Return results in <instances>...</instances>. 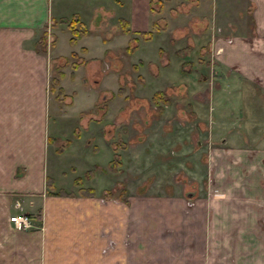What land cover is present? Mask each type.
Masks as SVG:
<instances>
[{
	"label": "crops",
	"instance_id": "crops-1",
	"mask_svg": "<svg viewBox=\"0 0 264 264\" xmlns=\"http://www.w3.org/2000/svg\"><path fill=\"white\" fill-rule=\"evenodd\" d=\"M66 1L80 4L86 10L82 22L85 24L89 21L91 24L87 28L88 33L78 38L73 45L68 41L71 32L68 33L67 24V27L58 26L54 21L58 16H62L60 9L64 7ZM160 1L163 3L162 11L152 12L149 9L150 0H0V264H264V252H261L260 241L256 243L242 241L243 235L255 234L254 230L242 231L244 228L237 225L233 227L234 230H239L237 234L240 242L235 243L236 247L230 239H227V243L222 242V245H216L217 242L214 245V238L212 237L210 241L211 236L207 238L206 231L202 233L204 241H201V238L195 249L200 252L198 254L195 252L194 256L183 259H166L158 255L146 256L141 252L147 251L146 243L134 246L131 241L134 230L143 231V228L141 230L143 224H145L144 232L159 230L165 218V210L162 212L159 205L166 207L170 202H180L181 198L184 201L185 198L179 195L132 193L128 183L116 179L110 181L105 175L103 178L97 166L86 169L89 177L85 182L80 176L75 178L71 192L59 193L57 187L61 185L59 181L61 175L58 174L60 171L58 169L54 171L58 178L49 172L48 148L55 140V136L50 132L49 105L51 104L48 100V93L51 92L49 81L52 77L49 75L50 69L57 71L54 65L60 62L62 57L69 56L71 51H79L81 46L87 49L82 51L83 53L79 52L84 58L99 57V55H90V48L84 40L92 33L99 37L97 31L102 32L107 29L109 18L104 17L106 8H122L125 4H130L126 7L128 13L133 9L135 14L133 19L127 20L130 32L120 31L115 37L102 40L103 52L107 50L112 54L115 47L125 46L128 38L133 36V32L150 30L146 29L147 26L151 24L152 27V22L156 19L161 21L162 18L164 23L166 19L168 27H161L160 31L153 33L154 35L163 32L165 35L166 31L172 34L177 29L175 30L174 27L170 29L169 24H176L182 17L187 16L189 21L195 24L194 26H202L200 28L205 29V33L212 34L217 26L218 29L220 27L221 33L216 34V37H220L207 44L211 48V56L215 58L217 69L224 70H219L224 74L223 79L216 78L213 82L221 93H225H222L223 97H226L223 102L227 104V108L234 99L240 97L245 104L242 93L251 89L250 86L253 84L264 90V0H186L187 3L183 4L187 9L178 14L174 13L169 16L170 19L165 17L163 12L165 9H174L171 3H175L176 0ZM178 2L182 1L178 0ZM96 11H98L97 15ZM123 17L116 16L113 23L118 26L119 19ZM91 18L94 19L93 22L90 21ZM60 34H65L68 43L73 47L69 53H65L66 51L63 53L58 47L57 40ZM113 38H119L122 43L113 44ZM228 38L232 40L228 41ZM159 51L163 59L162 65L168 64L169 57L160 46ZM86 62L87 60L80 64L75 71L80 67L85 69L86 66L87 77L84 80L91 83V68ZM211 67L213 69L212 65ZM61 70L65 71L64 66ZM213 72L216 73V70ZM65 76L60 80L62 86ZM95 81L94 91L89 90L91 93H87L88 97L98 93L99 86L96 85L99 80L95 79ZM233 90L239 91L241 96L237 98L226 96ZM92 99L93 103L97 102ZM112 100L113 98H109L108 102ZM211 101L215 103L218 99L212 97ZM96 107L97 113L86 115L87 123L84 124L86 128H94L95 124L99 125L102 121L99 117L101 109L98 102ZM55 117H62V113ZM106 132L108 136H112L114 129L110 127ZM112 143L107 141V145L115 150L112 153L113 157L110 160L108 158L107 173L114 172L122 164L117 149L118 144H126L125 142L121 144L120 140H116L113 146ZM253 148L246 145L239 147L222 145L220 152L224 153L227 161L230 158L232 162L229 165L239 179L253 181L256 179V173H259V178L263 181L264 168L260 160H264V148ZM58 150L60 148L56 147V152L60 154L61 151ZM250 154H253L252 161ZM116 161L118 167L113 168ZM245 161H248L246 165L243 164ZM104 182L108 184L104 185ZM243 182H237L239 187L243 188V193L252 194L263 189L261 184H256L250 191L252 187ZM96 183L100 184V187L102 185V195ZM214 184L218 182L215 181ZM48 185L53 188L49 189ZM254 200V198L246 199L242 202H249L250 205L253 203L252 217L260 218V212L264 209V196H260L257 201L255 200L256 202ZM147 201L157 205L156 213L151 211L153 214L145 215L140 211L143 203ZM232 207L228 205L229 209H233ZM17 213L29 215L31 228L13 227L9 217ZM143 215L146 223H141ZM231 217L233 221L239 222L246 217V213ZM206 220L204 226H209L208 233L209 231L214 233L212 222L210 223L209 220L206 224ZM228 232L226 228L224 233ZM135 235L142 236L137 232ZM127 237L130 239V244L121 243V240ZM108 239L111 241L113 239L116 246L109 247L103 252L107 248ZM246 245L257 246L252 248L257 252L246 255L243 252ZM219 246L221 250L226 248L230 250L232 247L233 250L242 251V254L230 257L214 256V250H218ZM134 253H137L135 257Z\"/></svg>",
	"mask_w": 264,
	"mask_h": 264
},
{
	"label": "rangeland",
	"instance_id": "rangeland-1",
	"mask_svg": "<svg viewBox=\"0 0 264 264\" xmlns=\"http://www.w3.org/2000/svg\"><path fill=\"white\" fill-rule=\"evenodd\" d=\"M181 1L172 2L174 9H165L163 15L170 19L169 16L174 13L184 12L187 8L183 3L187 1ZM129 5L125 4L122 8H106L104 17L109 18L107 29L102 32L97 31L99 37L92 33L84 40L90 48V55H99V59L86 58V64L91 68V83L84 80L87 77L86 66L85 69L80 67L79 71L74 70V75L71 77L73 58L69 56V62L64 66L66 76L64 75L63 80L67 95L60 100L55 97V92L48 93L51 104L49 105L50 132L55 136V140L48 148L50 155H48V167L50 174L56 178L58 177L54 171L57 169L60 171L58 174L61 175L59 179L61 185L57 187L59 193L71 192L74 179L80 176L85 182L89 177L86 169L97 166V169L101 170L102 177L105 175L110 181L116 179L128 183L132 193L179 195L186 199L183 201L181 198L180 202H170L166 207L159 205L162 212L165 210L163 226L159 230L151 233L144 232L145 224L141 226L143 231L134 230L142 236H136L134 233L131 241L134 246L146 243L147 251H141L146 256L158 255L166 259L194 256L195 252V254L200 252L195 249L201 238V241H204L202 233L206 231L207 238L211 236L210 241L212 237L214 238V245L216 242V245L222 242L227 243V239H230L236 247L235 243L240 242L237 234L239 230L233 229L236 225L244 228L242 231L254 230L255 234L243 235L242 241L245 243L260 241L263 253L264 209L260 212V218H254L252 217L253 203L250 205L251 203H243L242 200L254 198L257 201L260 196H264V180L261 181L259 173H256V179L253 181L239 179L229 165L232 161L230 162V158L229 161L226 160L220 148L222 145L264 148V90L250 84L251 89L244 90L242 93L245 104L240 100L239 91H230L226 96L240 98L234 99L235 102L233 100L232 104L228 105L231 108H227V104L223 102L226 98L223 97L224 92L221 93L213 82L216 78L223 79L224 74L219 71L222 69H217V63H214L215 58L211 56V48L207 44L220 37H216V34L221 33L220 27L218 29V26H215L217 31L214 32L215 34L205 33L206 30L200 28L202 26H194L195 24L190 22L187 16L182 17L176 24H169L170 29L173 27L177 29L172 33L176 35H172L169 31H166L165 35L164 32L154 35L156 31L161 30L159 28L153 31L154 34L149 39H143L137 34L140 41L137 43V48L130 52L123 46L115 47L112 54L104 53L102 40L111 39L120 31L124 32L119 21V27L113 23L114 18L124 16L125 20L133 19L135 11L132 9L128 13L126 7ZM85 11L80 4L66 1L64 7L60 9L62 16H58L54 21L58 26L67 27L66 24L73 15H77L83 21ZM97 13L98 11L96 15ZM160 20L156 19L153 22H157L160 27H168L166 19L165 23L162 18ZM90 21L93 22L94 19L91 18ZM86 22L84 26L90 27V22ZM148 26L145 28L152 29L151 24ZM92 27H94L93 24ZM67 31L70 32L69 29ZM51 33L53 34V30ZM132 35L136 34L133 32ZM231 40L228 38V41ZM119 43H122L119 38H113V44ZM57 44L63 53L65 51L69 53L73 48L65 34L59 35ZM159 46L169 57L168 64L162 65L163 59ZM77 52L83 53L80 48ZM139 59L142 61L140 62ZM133 64L137 67L134 68ZM155 69L159 72H155ZM215 70L216 73L213 72ZM56 73L55 69H50L49 75L51 77ZM95 79L99 80L96 85V87L99 86L98 93L88 97L87 93L94 91ZM159 89H164L169 97V103L160 102L162 107L160 111L158 105L151 100L153 93ZM212 97L217 98L218 101L213 103ZM92 98L99 103L101 109L99 117L102 121L99 125L95 124L94 128L92 127L93 130L90 127L91 131H89L90 128L84 125L86 115L92 112L97 113L98 110L97 102L93 103ZM109 98H113L110 103ZM61 113L62 117H55ZM110 127L114 129L112 136H108L106 132V129ZM116 140H120L121 144L126 143L118 144L117 149L122 164L114 172L107 173L108 158L110 160L113 157L112 153L115 152L110 145H107V141L113 142V146ZM56 147L60 148L58 150L61 151L60 154L56 152ZM250 155L252 161L253 154ZM260 162L264 168V160ZM244 163L246 165L248 161ZM215 181L218 184H214ZM243 181L252 187L250 191L256 184H261L263 189L257 193H243V188L237 183H244ZM96 184L102 195V185L100 187V184ZM48 188L51 189L49 186ZM187 193L193 195L188 197ZM228 205L233 206V209H229ZM156 209L157 205L147 201L143 203L140 211L146 215L156 213ZM240 213H246V217L239 222L233 221L231 215L236 216ZM204 220L206 224L209 220L210 223L212 222L214 233L211 231L208 233L209 226H204ZM141 223H146L144 215ZM226 228L229 230L227 234H225ZM121 243L130 244L129 237L125 240L123 238ZM106 246L103 252H106L109 247L116 246V242L108 239ZM245 247L243 252L246 255L257 252L256 249H252L257 247L255 245ZM219 249L214 250V256L230 257L242 254V251L233 250L232 247L230 250ZM135 254L137 253H134V257Z\"/></svg>",
	"mask_w": 264,
	"mask_h": 264
},
{
	"label": "trees",
	"instance_id": "trees-1",
	"mask_svg": "<svg viewBox=\"0 0 264 264\" xmlns=\"http://www.w3.org/2000/svg\"><path fill=\"white\" fill-rule=\"evenodd\" d=\"M163 7V3L160 0H150V11L152 12H158L161 11ZM119 22L121 24V28L122 31L124 32H130L129 27H128V21L120 18ZM85 24L80 20V18L77 15H73L71 20L68 21L67 26L69 27V30L71 32V35L68 39L69 43L71 45L75 44L78 40V38H80L82 35L87 34L88 33V29L87 27L84 26ZM84 26V27H82ZM161 28L157 22H152V29L150 30H137L135 31L136 35L131 36L130 38H128L127 44L125 45V49L130 52L133 49L137 48V43L140 41V37L143 39H149L151 38L153 31L156 29ZM140 36H138V35ZM81 51H86V47L85 46H81L80 47ZM105 53L107 52V50L104 51ZM70 57L73 58L72 62H71V66L73 68V70L71 71V77H73L74 75V70L82 63H84L87 59L84 58L83 56H81L77 51L73 50L70 52L69 54ZM62 57L60 60V62L58 61L57 64H55L54 66L57 68V73L55 75H53L50 78L49 81V91L51 92H55V97H57V99L62 100L63 97H65L67 94L65 93L64 87L60 84V80L64 77L65 73L63 72V70H61V68L65 65L68 64V57ZM95 59H98L97 57H94ZM133 67L136 68L137 65L133 64ZM121 90V88H119ZM118 92V91H117ZM151 100L154 104H157L159 107V111L162 109L160 102L162 103H169V97H167V93L164 89H159L156 90L152 97ZM147 104V103H146ZM118 167V163L117 161L113 164V168H117ZM50 187V185H48ZM52 188V187H50Z\"/></svg>",
	"mask_w": 264,
	"mask_h": 264
},
{
	"label": "built area",
	"instance_id": "built-area-1",
	"mask_svg": "<svg viewBox=\"0 0 264 264\" xmlns=\"http://www.w3.org/2000/svg\"><path fill=\"white\" fill-rule=\"evenodd\" d=\"M9 221L13 224V227L16 229L31 228V220L26 214H14L9 217Z\"/></svg>",
	"mask_w": 264,
	"mask_h": 264
},
{
	"label": "water",
	"instance_id": "water-1",
	"mask_svg": "<svg viewBox=\"0 0 264 264\" xmlns=\"http://www.w3.org/2000/svg\"><path fill=\"white\" fill-rule=\"evenodd\" d=\"M191 195H193V194H192V193H187V196H188V197H191Z\"/></svg>",
	"mask_w": 264,
	"mask_h": 264
}]
</instances>
